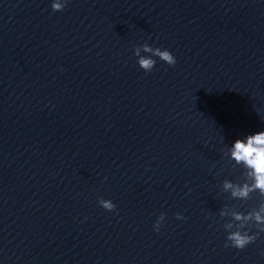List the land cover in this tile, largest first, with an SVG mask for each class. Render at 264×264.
<instances>
[{
    "label": "water",
    "instance_id": "1",
    "mask_svg": "<svg viewBox=\"0 0 264 264\" xmlns=\"http://www.w3.org/2000/svg\"><path fill=\"white\" fill-rule=\"evenodd\" d=\"M0 264H264V0H0Z\"/></svg>",
    "mask_w": 264,
    "mask_h": 264
}]
</instances>
